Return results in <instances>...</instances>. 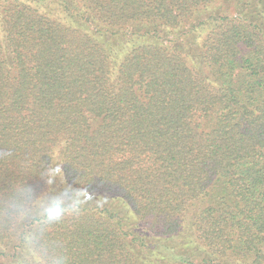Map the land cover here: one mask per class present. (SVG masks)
Here are the masks:
<instances>
[{"label":"trees","instance_id":"trees-1","mask_svg":"<svg viewBox=\"0 0 264 264\" xmlns=\"http://www.w3.org/2000/svg\"><path fill=\"white\" fill-rule=\"evenodd\" d=\"M45 169L0 264H264V0H0V205Z\"/></svg>","mask_w":264,"mask_h":264},{"label":"clouds","instance_id":"clouds-1","mask_svg":"<svg viewBox=\"0 0 264 264\" xmlns=\"http://www.w3.org/2000/svg\"><path fill=\"white\" fill-rule=\"evenodd\" d=\"M58 175L55 169H45L41 172L47 191L38 192L33 185L16 181L11 184L7 198L0 205V211L5 212L13 226L31 221V230L25 234V239L31 243L36 232H42L48 227L61 223L67 217H78L89 204L87 192L80 187H63L60 191H52L51 186ZM68 180L64 176V183ZM97 207H103V199L95 201ZM53 264H65L55 260Z\"/></svg>","mask_w":264,"mask_h":264}]
</instances>
